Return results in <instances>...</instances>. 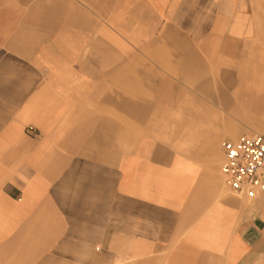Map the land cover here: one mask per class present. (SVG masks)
Returning <instances> with one entry per match:
<instances>
[{
	"label": "crops",
	"instance_id": "obj_1",
	"mask_svg": "<svg viewBox=\"0 0 264 264\" xmlns=\"http://www.w3.org/2000/svg\"><path fill=\"white\" fill-rule=\"evenodd\" d=\"M151 4L183 2L0 0V264H264V193L234 195L218 149L245 83L204 87L213 46L174 25L171 49L107 44Z\"/></svg>",
	"mask_w": 264,
	"mask_h": 264
},
{
	"label": "rangeland",
	"instance_id": "obj_2",
	"mask_svg": "<svg viewBox=\"0 0 264 264\" xmlns=\"http://www.w3.org/2000/svg\"><path fill=\"white\" fill-rule=\"evenodd\" d=\"M139 1L153 2V0ZM181 2L183 4L180 6L170 5L164 9H160L155 4L140 6V12L146 14L149 11L159 18L155 22H143L142 24L149 27H146L143 36L138 38L129 36L128 24L125 22L127 16L122 15L130 9V6L121 7L118 19H123L124 22L115 23L116 25L111 22L108 24L124 36L116 39L108 38L107 44L171 49L179 46V40L167 34L169 26L174 25V28L186 30L187 34H190L187 37L188 43L196 47L200 54L203 46H213L214 54L212 57L204 56V60L218 63L219 67L215 68L213 65L212 69L206 71L209 74L208 78L200 81L204 87L212 85L214 90L225 88V72L233 73L236 83H245L244 86H235V116L227 117L224 112L218 119L219 125L225 132L220 135L218 142L220 152L221 143L226 140L238 141L253 134L264 135V0H181ZM163 11L168 14L162 16ZM170 15H174L172 17L174 21L169 20ZM161 16L165 18V21L161 20ZM201 30H205L206 35L216 30L219 36L212 39L201 37L199 36L202 33ZM176 55L156 53L154 60L179 61ZM123 56L124 60L130 57L129 54H123ZM144 56L146 57L147 54ZM231 57H234L236 64L229 65L227 68L228 61H232ZM173 72L176 71H171ZM218 96L220 109H223L224 102L220 95ZM256 114L260 116H254ZM206 121L210 124V119H206L205 124ZM238 126L246 127L245 134L238 132ZM215 153L213 151V156ZM222 157L221 168L224 163V156ZM221 176L224 184L227 185L222 169Z\"/></svg>",
	"mask_w": 264,
	"mask_h": 264
},
{
	"label": "built area",
	"instance_id": "obj_3",
	"mask_svg": "<svg viewBox=\"0 0 264 264\" xmlns=\"http://www.w3.org/2000/svg\"><path fill=\"white\" fill-rule=\"evenodd\" d=\"M222 172L231 192L252 199L264 193V135L253 134L238 141H224Z\"/></svg>",
	"mask_w": 264,
	"mask_h": 264
},
{
	"label": "bare ground",
	"instance_id": "obj_4",
	"mask_svg": "<svg viewBox=\"0 0 264 264\" xmlns=\"http://www.w3.org/2000/svg\"><path fill=\"white\" fill-rule=\"evenodd\" d=\"M196 7V6H195ZM203 9V8H202ZM197 12V11H196ZM198 13V12H197Z\"/></svg>",
	"mask_w": 264,
	"mask_h": 264
}]
</instances>
